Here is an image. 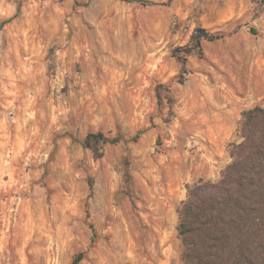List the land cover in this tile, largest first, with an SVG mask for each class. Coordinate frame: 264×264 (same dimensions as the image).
Listing matches in <instances>:
<instances>
[{
	"label": "rangeland",
	"instance_id": "374dc122",
	"mask_svg": "<svg viewBox=\"0 0 264 264\" xmlns=\"http://www.w3.org/2000/svg\"><path fill=\"white\" fill-rule=\"evenodd\" d=\"M257 106L264 0H0V264H183L187 189Z\"/></svg>",
	"mask_w": 264,
	"mask_h": 264
},
{
	"label": "trees",
	"instance_id": "16d2710c",
	"mask_svg": "<svg viewBox=\"0 0 264 264\" xmlns=\"http://www.w3.org/2000/svg\"><path fill=\"white\" fill-rule=\"evenodd\" d=\"M224 37L200 30L194 48L202 55L203 41ZM177 59L186 72L187 60ZM239 132L242 142L231 144L232 162L221 179L188 187L187 198L177 212L183 264H264V107L243 114ZM138 140L136 136L130 141ZM122 141L102 132L91 133L83 147L97 153L101 146ZM91 229L94 244L97 237L93 226ZM85 258L82 252L72 264H80Z\"/></svg>",
	"mask_w": 264,
	"mask_h": 264
},
{
	"label": "crops",
	"instance_id": "0c3cea01",
	"mask_svg": "<svg viewBox=\"0 0 264 264\" xmlns=\"http://www.w3.org/2000/svg\"><path fill=\"white\" fill-rule=\"evenodd\" d=\"M211 144L215 145L214 141H210ZM218 147V146H217ZM224 154V153H223ZM208 164L205 167L211 169V171L215 174L221 170H224L225 167L228 165L227 163V156H223L222 152H219L218 148L215 147V150L207 151L204 155ZM223 156V157H222ZM210 180V179H209Z\"/></svg>",
	"mask_w": 264,
	"mask_h": 264
}]
</instances>
